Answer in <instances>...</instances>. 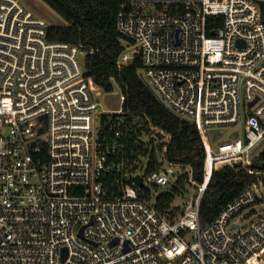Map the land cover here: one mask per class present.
<instances>
[{
  "label": "built area",
  "instance_id": "built-area-1",
  "mask_svg": "<svg viewBox=\"0 0 264 264\" xmlns=\"http://www.w3.org/2000/svg\"><path fill=\"white\" fill-rule=\"evenodd\" d=\"M258 1L122 0L118 70L139 58L145 86L202 138L203 182L161 213L151 188L184 174L163 157L170 137L125 112L116 84L120 106L102 105L85 69L93 51L48 40L43 18L0 0V264H264V214L234 221L260 201L264 180ZM239 124L242 138L216 143L215 130ZM153 152L159 166L148 174ZM254 163L259 180L201 226L213 172Z\"/></svg>",
  "mask_w": 264,
  "mask_h": 264
},
{
  "label": "trees",
  "instance_id": "trees-1",
  "mask_svg": "<svg viewBox=\"0 0 264 264\" xmlns=\"http://www.w3.org/2000/svg\"><path fill=\"white\" fill-rule=\"evenodd\" d=\"M64 24H49L47 39L81 46L93 51L85 57L87 76L92 77L104 93L119 88L124 96L123 110L129 114H146L151 125L170 138L163 154L164 159L183 168L181 179L169 187L154 185L152 192L155 207L161 213L173 209L176 199H183L186 187L195 189L203 182L204 150L197 125L168 111L145 86L138 71L141 60L134 58L119 71L117 60L123 48L116 29V16L122 0H40ZM219 24V20H218ZM161 150V147L159 146ZM264 162V151L258 156ZM159 163L155 152L147 173L157 170ZM256 164L249 169L240 165L225 166L213 172L199 205L201 226L210 223L241 191L256 182ZM249 170L251 172H249ZM261 170V169H258ZM192 183H194L192 186ZM149 190L145 191V195ZM176 209H173V211Z\"/></svg>",
  "mask_w": 264,
  "mask_h": 264
},
{
  "label": "rangeland",
  "instance_id": "rangeland-1",
  "mask_svg": "<svg viewBox=\"0 0 264 264\" xmlns=\"http://www.w3.org/2000/svg\"><path fill=\"white\" fill-rule=\"evenodd\" d=\"M23 5L30 10L34 15L43 18L48 24H64L63 19L55 14L46 4H44L40 0H20ZM139 75L141 76V73L139 72ZM100 95V101L102 105L105 108L108 109H115L119 107V90L117 88H114V90L110 93H102ZM216 132V143H223L225 141H229L232 137L242 138L243 132H242V125H234L230 126L225 129L224 134H217L218 130H215ZM209 139L211 142L214 141L213 133L211 130L208 132ZM257 152V151H256ZM142 175V173H141ZM258 175L257 179L259 180ZM261 182L259 185L258 194L261 195L260 201L256 204H254L252 207L244 210L237 218L234 219L235 223H238L241 227H244L248 225L251 221L256 219L257 217L264 214V180L260 178ZM257 182V181H256ZM151 191H154L153 187L151 188ZM195 189L186 187V194H194ZM263 196V197H262ZM188 196L184 195L183 199H176L173 207L174 209H177L184 200H186Z\"/></svg>",
  "mask_w": 264,
  "mask_h": 264
},
{
  "label": "water",
  "instance_id": "water-1",
  "mask_svg": "<svg viewBox=\"0 0 264 264\" xmlns=\"http://www.w3.org/2000/svg\"><path fill=\"white\" fill-rule=\"evenodd\" d=\"M258 4L260 6L261 18H262V20H264V2L258 1ZM251 104L252 103H250V105ZM135 180H136L137 184L139 185L140 184V178L137 177Z\"/></svg>",
  "mask_w": 264,
  "mask_h": 264
}]
</instances>
